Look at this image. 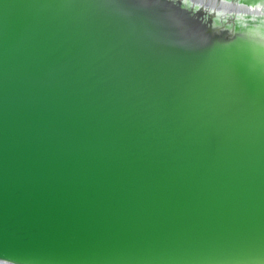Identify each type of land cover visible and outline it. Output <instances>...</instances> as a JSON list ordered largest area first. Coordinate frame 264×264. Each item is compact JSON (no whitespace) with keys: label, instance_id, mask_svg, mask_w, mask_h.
Returning <instances> with one entry per match:
<instances>
[{"label":"water","instance_id":"obj_1","mask_svg":"<svg viewBox=\"0 0 264 264\" xmlns=\"http://www.w3.org/2000/svg\"><path fill=\"white\" fill-rule=\"evenodd\" d=\"M0 264H264V0H0Z\"/></svg>","mask_w":264,"mask_h":264}]
</instances>
